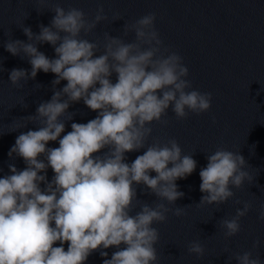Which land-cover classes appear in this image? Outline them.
<instances>
[{"label":"clouds","instance_id":"obj_1","mask_svg":"<svg viewBox=\"0 0 264 264\" xmlns=\"http://www.w3.org/2000/svg\"><path fill=\"white\" fill-rule=\"evenodd\" d=\"M38 3L43 6L46 0ZM51 11L55 13L51 25L41 24L38 35L29 27L21 28L28 43L9 39L5 44L9 53L28 57L32 66L30 73L11 70L13 86L22 88L21 81L34 80L40 71L51 72L56 79L51 99L41 102L35 115L19 118L23 122H14L10 131L29 123L39 126L21 132L8 153L10 158H22L26 167L18 170L10 164L11 174L0 178V264H85L93 252L111 247L118 250L111 258L101 252L103 264H159L160 232L153 225L166 223L169 213L178 218L186 215L191 205H169L184 197L176 181L190 176L197 162L192 154L183 153L176 139L162 142L153 137L152 125L167 127L169 110L177 120L207 113L213 95L193 88L183 57L164 47L155 13L125 23L123 35L134 33L133 42L105 32L101 45L84 37L108 21L102 6L94 19L75 7L66 10L57 4ZM44 43L53 46L55 59L38 50L37 45ZM62 81L67 84L58 89ZM81 100L98 115L87 123L73 122L71 131L62 135L75 115L68 111L70 105ZM20 105L27 107L24 98ZM212 122H217L214 117ZM57 141L58 147L47 146ZM142 149V155L126 162V153ZM206 158L208 163L199 173L205 195L198 207L215 205L219 210L234 199L231 188L240 190L255 180L240 150L221 146ZM49 167L54 172L51 182L46 174ZM141 185L159 202L153 206L138 199ZM235 203H243V209L219 221L226 239L240 233L241 219L252 209L250 202ZM136 207L139 211L133 214ZM259 218L264 221V210ZM57 242L61 246H54ZM259 247L256 239L253 250L231 254L229 264L233 259L237 264H264L258 253L254 255ZM187 252L203 259L206 249L197 240Z\"/></svg>","mask_w":264,"mask_h":264},{"label":"water","instance_id":"obj_2","mask_svg":"<svg viewBox=\"0 0 264 264\" xmlns=\"http://www.w3.org/2000/svg\"><path fill=\"white\" fill-rule=\"evenodd\" d=\"M57 4L66 10L70 7L82 9L89 19H94L96 10L102 6L108 21L101 22L84 37L90 42L99 41L101 45L105 32L133 42L134 33L127 37L123 35L125 23L155 13L156 29L164 47L183 57L193 88L213 95L212 108L207 113L190 114L185 120H177L169 110L167 127L152 125L153 137H159L162 142L176 139L183 153L192 154L197 162L196 170L190 176L176 181L178 189L185 193L184 197L175 205H169L173 208L191 205L186 209V215L178 218L169 213L166 223L153 225L160 232V241L156 245L159 264H229L231 254L253 250L256 239L260 240V247L254 255L258 253L264 262V221L259 218L264 210V0H46L43 6L38 0H0V178L11 174L10 164L18 170L26 167L22 158H10L8 153L21 132L36 130L39 126L29 123L26 128L10 131L14 122H23L19 118L35 115L38 105L51 99L52 81L56 79L55 74L40 71L34 80L21 81L22 88L13 86L9 79L11 70L24 69L30 73L32 66L28 57L13 56L5 49V44L9 39L28 43L21 28L29 27L38 35L41 24L51 25L55 15L51 9ZM117 16L120 19L113 21ZM37 47L49 59L56 58L51 44ZM111 79L116 82L115 74ZM37 84L41 87L36 88ZM66 84L67 81H62L56 87L62 89ZM22 98L26 108L20 105ZM68 111L75 115L72 121L66 122L62 135L71 131L73 122L87 123L98 115L83 100L71 104ZM213 117L217 121L215 124ZM47 146L55 148L59 144L58 141L49 142ZM221 146L233 152L240 150L251 166L246 170L255 180L251 185L246 182L240 190L231 188L234 199L220 205L219 210L215 205L198 207L196 204L205 195L200 190V170L208 163L207 155ZM144 151L126 153V162L130 164ZM46 174L51 182L54 172L50 167ZM45 187L41 184L42 189ZM146 192L150 193L146 186H138V199L153 206L159 202L154 194L146 195ZM237 199L250 202L252 209L241 219L240 233L226 239L219 221L234 216L237 208L243 209V203H235ZM136 211L139 207L133 214ZM197 240L206 249L203 259L187 252L188 245ZM54 246L61 245L57 242ZM63 246L67 251L68 245ZM226 247L229 252H225ZM117 250L116 247L101 248L93 252L85 264H103L105 258L101 252L106 251L111 258ZM230 264L237 262L233 259Z\"/></svg>","mask_w":264,"mask_h":264}]
</instances>
